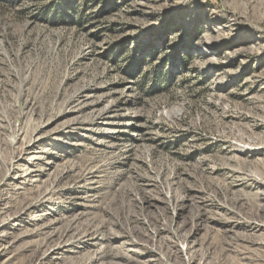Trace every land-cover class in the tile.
<instances>
[{
  "label": "rangeland",
  "instance_id": "1",
  "mask_svg": "<svg viewBox=\"0 0 264 264\" xmlns=\"http://www.w3.org/2000/svg\"><path fill=\"white\" fill-rule=\"evenodd\" d=\"M0 264H264V0H0Z\"/></svg>",
  "mask_w": 264,
  "mask_h": 264
},
{
  "label": "bare ground",
  "instance_id": "2",
  "mask_svg": "<svg viewBox=\"0 0 264 264\" xmlns=\"http://www.w3.org/2000/svg\"><path fill=\"white\" fill-rule=\"evenodd\" d=\"M255 179H256V178H255ZM27 200H28V199H27ZM27 200H26V201H27ZM25 204H27V203L25 202ZM29 204H30V203H29ZM23 206H24V205H23ZM25 206H26V205H25ZM27 206H28V205H27ZM259 207H260V206H258V208H259ZM88 228H89V227H88ZM85 231H86V230H85ZM87 231H88V230H87ZM88 232H89V231H88Z\"/></svg>",
  "mask_w": 264,
  "mask_h": 264
}]
</instances>
